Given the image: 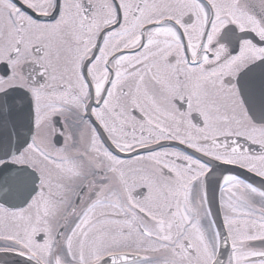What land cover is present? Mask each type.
Wrapping results in <instances>:
<instances>
[{
  "label": "snow or ice",
  "instance_id": "snow-or-ice-1",
  "mask_svg": "<svg viewBox=\"0 0 264 264\" xmlns=\"http://www.w3.org/2000/svg\"><path fill=\"white\" fill-rule=\"evenodd\" d=\"M0 264H264V0H0Z\"/></svg>",
  "mask_w": 264,
  "mask_h": 264
}]
</instances>
